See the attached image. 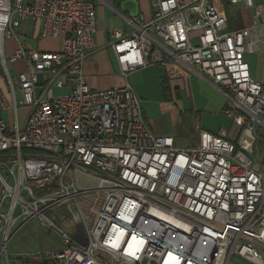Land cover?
<instances>
[{"label":"built area","instance_id":"obj_1","mask_svg":"<svg viewBox=\"0 0 264 264\" xmlns=\"http://www.w3.org/2000/svg\"><path fill=\"white\" fill-rule=\"evenodd\" d=\"M100 3L0 0V264H10L14 232L35 220L57 230L62 247L20 264H264V85L245 60L264 52V5L230 0L252 22L229 31L218 0H148L151 16L138 11L130 35L110 32L125 85L97 91L83 67L96 48ZM25 22L34 40H59L60 52L21 43ZM16 62L25 70L13 77L7 65ZM177 65L225 97L235 138L198 126L195 144L179 149L150 131L127 79Z\"/></svg>","mask_w":264,"mask_h":264},{"label":"crops","instance_id":"obj_2","mask_svg":"<svg viewBox=\"0 0 264 264\" xmlns=\"http://www.w3.org/2000/svg\"><path fill=\"white\" fill-rule=\"evenodd\" d=\"M218 1L225 9L226 0ZM138 6L139 12L147 18L151 16L152 10L148 0H140ZM122 16L129 21H125ZM96 19V48L83 67L86 84L90 89L97 91L122 87L126 81L110 46V32L119 29L125 36L130 35L134 31L131 24L134 18L122 13L121 0H103V3L96 5ZM251 22L252 14L240 25L227 20L232 31L245 28ZM30 35L32 36V32ZM57 41L59 46L54 53L61 50V43ZM245 60L253 81L264 85V52L256 54L253 75L252 55L245 56ZM177 67L176 70L172 67L166 70L164 67L151 66L131 74L127 79V83L141 102L143 116L150 131L158 136L173 137L175 146L179 149H189L195 144L198 126L213 134L227 131L229 138H235L237 128L222 113L227 106L225 97L216 90L213 83L196 70L182 65ZM163 82L169 89L167 97L162 90Z\"/></svg>","mask_w":264,"mask_h":264},{"label":"rangeland","instance_id":"obj_3","mask_svg":"<svg viewBox=\"0 0 264 264\" xmlns=\"http://www.w3.org/2000/svg\"><path fill=\"white\" fill-rule=\"evenodd\" d=\"M226 2L227 3L225 5L224 15L230 23L240 25L244 24L247 18H250L252 12L247 9H242L237 6L231 5L230 0H226ZM253 2L264 3V0H253ZM32 30L33 25L31 24V22L23 23L20 30L17 31L19 35V41H21V43H26L27 46H30L34 50H40L47 53H52L57 50L59 46V42L57 40L46 39L35 41L33 40V38H31L30 35ZM25 37H27L28 39H25ZM4 45L5 54L9 57L15 51V43L13 40H9L6 41ZM255 58L256 55H252V75L253 65L255 66ZM7 67L11 73V76L13 77L25 70V66L22 62H16L14 64L8 63ZM67 93L68 90L66 89H53V95L55 97L64 96ZM25 114L26 110L19 111L20 126H22L23 124ZM3 116L4 118H6L7 124L13 130L14 123L12 113L8 112ZM191 142H189V144ZM53 216L54 214H47V218L50 220H52ZM56 218L57 221H54L55 226L59 230H63L64 225L59 222V217L56 216ZM61 247L62 243L60 233L57 230L49 227L48 225L43 224L41 221L35 220L22 225L14 232L7 248V254L10 260V264H19L20 260L27 255H35L41 252H57L61 249ZM231 262L233 264H248L236 257H233L231 259Z\"/></svg>","mask_w":264,"mask_h":264},{"label":"water","instance_id":"obj_4","mask_svg":"<svg viewBox=\"0 0 264 264\" xmlns=\"http://www.w3.org/2000/svg\"><path fill=\"white\" fill-rule=\"evenodd\" d=\"M121 11L124 14H128L130 18H135L138 15L139 6L138 3L125 1L121 3ZM41 93V88L36 90V96Z\"/></svg>","mask_w":264,"mask_h":264},{"label":"trees","instance_id":"obj_5","mask_svg":"<svg viewBox=\"0 0 264 264\" xmlns=\"http://www.w3.org/2000/svg\"><path fill=\"white\" fill-rule=\"evenodd\" d=\"M122 2L123 1L121 0V3ZM228 29H229V31H232L231 30L232 29L231 26L229 27V23H228ZM162 90H163V93L165 94V96L167 97V94H168L169 89L166 87V83L165 82L162 83Z\"/></svg>","mask_w":264,"mask_h":264}]
</instances>
